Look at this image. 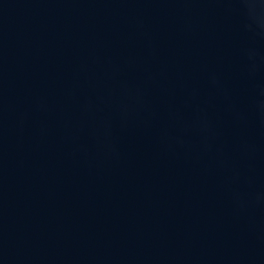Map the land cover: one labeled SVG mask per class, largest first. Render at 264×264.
<instances>
[{
    "label": "water",
    "instance_id": "obj_1",
    "mask_svg": "<svg viewBox=\"0 0 264 264\" xmlns=\"http://www.w3.org/2000/svg\"><path fill=\"white\" fill-rule=\"evenodd\" d=\"M0 264H264V0H0Z\"/></svg>",
    "mask_w": 264,
    "mask_h": 264
}]
</instances>
